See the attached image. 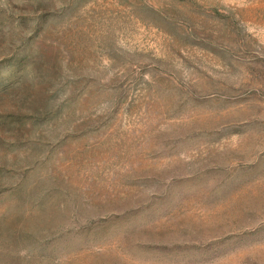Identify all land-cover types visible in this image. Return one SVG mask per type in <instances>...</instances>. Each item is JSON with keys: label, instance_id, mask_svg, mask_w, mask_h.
<instances>
[{"label": "rangeland", "instance_id": "obj_1", "mask_svg": "<svg viewBox=\"0 0 264 264\" xmlns=\"http://www.w3.org/2000/svg\"><path fill=\"white\" fill-rule=\"evenodd\" d=\"M0 264H264V0H0Z\"/></svg>", "mask_w": 264, "mask_h": 264}]
</instances>
